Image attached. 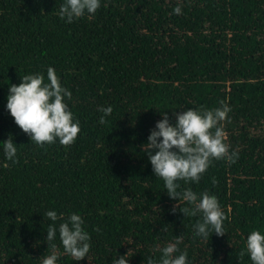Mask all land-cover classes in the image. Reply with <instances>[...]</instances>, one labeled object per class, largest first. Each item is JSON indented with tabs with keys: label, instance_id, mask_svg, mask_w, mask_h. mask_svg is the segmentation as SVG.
I'll use <instances>...</instances> for the list:
<instances>
[{
	"label": "trees",
	"instance_id": "1",
	"mask_svg": "<svg viewBox=\"0 0 264 264\" xmlns=\"http://www.w3.org/2000/svg\"><path fill=\"white\" fill-rule=\"evenodd\" d=\"M61 3L0 0V142L11 135L18 145L15 164L0 146V264H40L48 210L58 223L78 213L91 235L88 259L63 254L58 264H112L127 253L129 264H148L178 239L190 264H252L240 252L252 230L264 231V0H103L71 24ZM178 5L183 13L172 14ZM50 66L80 121L69 146L31 143L6 110L9 85L47 78ZM221 101L238 158L214 160L198 184L179 182L215 195L228 216L226 234L204 240L193 232L200 216L180 211L189 205L168 196L141 146L161 113L175 123L173 111ZM109 105L102 125L99 108ZM54 243L63 253L58 233Z\"/></svg>",
	"mask_w": 264,
	"mask_h": 264
},
{
	"label": "clouds",
	"instance_id": "2",
	"mask_svg": "<svg viewBox=\"0 0 264 264\" xmlns=\"http://www.w3.org/2000/svg\"><path fill=\"white\" fill-rule=\"evenodd\" d=\"M102 5L103 0H62L59 17L71 24L95 15ZM182 13L183 9L179 5L172 9L174 15ZM71 99L72 92L62 84L56 70L50 66L47 78L42 73L28 74L21 77L19 85H9L6 110L14 118L15 124L29 136L31 143L40 147L57 142L69 146L76 142L81 132L80 121L69 108L68 101ZM99 111L103 113L99 120L103 125L112 115L113 108L110 105L102 106ZM230 112L231 107L221 101V106L214 109L173 111L175 123L171 122L168 112L161 113L162 119L156 122L147 143L141 146L155 177L164 181L168 196L189 205L180 208V211L185 216H200L193 226V232L204 240L212 233L225 235L224 222L228 216L215 195L207 192L198 194L190 188L181 190L179 182L198 184L214 160L235 163L238 153L230 151L223 127V122L229 120ZM0 146L8 162H18V145L11 135L0 142ZM45 216L52 223L46 231L48 254L39 259L40 264H58L63 254L76 262L86 257L88 259L92 245L84 218L73 212L58 223L60 217L54 210H48ZM57 233L63 247V253L59 255L57 244L54 243ZM178 244L179 239L175 243H168L160 249L159 261L149 258L148 264H190L188 252L181 251ZM246 254L252 264H264V231L256 229L247 235L246 249L241 250L240 259ZM127 257L128 253L113 257L112 264H129Z\"/></svg>",
	"mask_w": 264,
	"mask_h": 264
}]
</instances>
